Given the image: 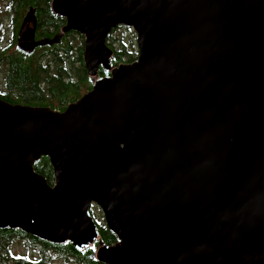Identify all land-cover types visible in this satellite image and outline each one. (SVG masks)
<instances>
[{"label":"water","instance_id":"water-1","mask_svg":"<svg viewBox=\"0 0 264 264\" xmlns=\"http://www.w3.org/2000/svg\"><path fill=\"white\" fill-rule=\"evenodd\" d=\"M50 7L59 32L34 40L30 8L17 47L82 35L92 86L63 111L0 97V230L77 251L99 242L102 264H264V0ZM118 26L137 56L112 66ZM42 157L52 184L34 170Z\"/></svg>","mask_w":264,"mask_h":264},{"label":"trees","instance_id":"trees-1","mask_svg":"<svg viewBox=\"0 0 264 264\" xmlns=\"http://www.w3.org/2000/svg\"><path fill=\"white\" fill-rule=\"evenodd\" d=\"M52 0H12L14 5L13 15L16 17L15 24L17 28L24 16V11L28 8L29 4L37 5L40 7L38 14L39 33L41 36L47 35L53 37L60 28L64 25L63 17L55 16L50 12V3ZM118 26L117 28H121ZM113 29L112 31H114ZM0 30H2L0 28ZM111 31V33H112ZM75 32H68L62 35L60 42L57 45L37 47L30 53H25L18 49L15 42H11L3 51H0V62H7L9 65V75L12 78L10 87L19 89L22 95H15L14 93L3 95L2 99L15 103L28 104L32 106H49L52 109L63 111L69 103L79 99L85 92L92 86V79L87 75L85 68L82 64V51L83 48L80 44L79 50L77 48L80 66H73L74 62L71 61L75 73H77V80L72 78L65 82L57 83L61 75H51L49 73V64L57 72L67 71L66 69V56L72 50L68 37ZM111 33L107 36L106 43L113 50V57L110 62L112 66L121 63H131L136 59V51L129 49L127 44H115L114 38ZM82 38V36H80ZM133 45V41L131 40ZM52 48V49H51ZM134 48V47H133ZM76 56V53H75ZM48 57V58H47ZM46 60V62H44ZM43 61V64H42ZM64 63L62 65L61 63ZM55 66V67H54ZM79 66V67H78ZM77 71V72H76ZM99 71L103 73L102 68ZM51 72V73H52ZM106 73V72H105ZM45 79L51 81L49 88L42 85L41 75ZM11 81V80H10ZM43 89V91H41ZM42 92H48L43 94ZM34 170L42 174L49 184L53 183V175L51 166L47 157H42L39 161L34 163ZM96 223V222H95ZM97 230L100 233L101 242L106 244H113L117 241L115 235L110 232L106 226L96 223ZM21 241L26 249H31L37 258H29L27 256H16L11 253V244ZM99 242H95L93 246L83 251H77L69 242L64 244H50L41 241L33 236L24 234L18 229L15 230H0V264H53L52 254L63 258L66 262L74 259V264H102L94 259V251Z\"/></svg>","mask_w":264,"mask_h":264},{"label":"rangeland","instance_id":"rangeland-1","mask_svg":"<svg viewBox=\"0 0 264 264\" xmlns=\"http://www.w3.org/2000/svg\"><path fill=\"white\" fill-rule=\"evenodd\" d=\"M4 3H8V0H0V4H1V7H0V28L2 29V30H0V51H3L4 48L7 47V45H9L11 43L12 33H13V28L10 26V24H11L10 19L13 17V15L9 11H6L7 6ZM111 35L114 38L115 44H121L120 42H124L127 44V46L129 44L128 48L132 49L131 51H133V49L136 51V41H135L136 36H135V33L132 30V28L122 26L121 28H117L114 31H112ZM80 36H82V35L75 32L74 34H72L68 37V40L70 42L69 44L72 47V50L69 51L70 58H71V56H73L75 54V51L77 50V48H79L80 44H81V46H83V36H82V38ZM131 40L133 41V45H132V42H130ZM136 56H137V51H136ZM44 62H46V60ZM42 64H43V61H42ZM61 64L64 65L63 62ZM52 65H54V63ZM70 65H71V63L68 62L66 64V69L69 68ZM4 69H5V64H3L1 66L0 70L2 71ZM1 81L2 80L0 79V82ZM1 84L2 83H0V88H1ZM15 103H19V102H15ZM30 106H32V105H30ZM90 211H91V215H92L94 221L96 223H99V224L105 226V220H104L103 213H102L101 209L97 205H92L90 208ZM10 248H11V253L16 255V256H27L29 258L30 257L31 258H37L35 253L33 252V250L26 249V247H24L22 242L19 240H17V242H15V243H12ZM52 258H53V261H52L53 264H74V259L66 262L63 258H60L55 254H52Z\"/></svg>","mask_w":264,"mask_h":264},{"label":"flooded vegetation","instance_id":"flooded-vegetation-1","mask_svg":"<svg viewBox=\"0 0 264 264\" xmlns=\"http://www.w3.org/2000/svg\"><path fill=\"white\" fill-rule=\"evenodd\" d=\"M4 4H6V11H9L10 13H12V15H13V13H14V9H13V7H14V5H13V3H12V0H8V3H4ZM0 7H1V4H0ZM32 9V11H33V14H34V16H35V18H36V22H35V26H34V23L33 22H29L28 23V27H30V28H33V26L35 27V30H34V33H33V37H34V40H39V39H41V38H48V36L47 35H43V36H41L40 35V33H39V22H41L40 21V18H39V16H38V14H39V12H40V7L39 6H37V5H33V4H29V6H28V8L24 11V16H25V14L29 11V9ZM50 12H51V7H50ZM52 13V12H51ZM53 14V13H52ZM53 15H55V14H53ZM24 16L22 17V19H21V21H20V23H19V27L17 28V25L15 24V20H16V17L13 15V17L10 19V26L13 28V33H12V43L13 42H15L16 43V45H17V37H18V33H19V31H20V29H21V24H22V20H23V18H24ZM55 16H58V15H55ZM59 17H61V16H59ZM64 19V18H63ZM64 21H65V19H64ZM65 24V23H64ZM27 26V24L26 25H24V27L22 28V29H24L25 27ZM70 32H73V31H70ZM53 45H57V44H53ZM53 45H50V47H53ZM8 46V45H7ZM46 46H48V45H46ZM79 47H80V45H79ZM83 47V46H82ZM6 48V47H5ZM35 48H37V47H35ZM34 48V49H35ZM33 49V50H34ZM52 49V48H51ZM20 50V49H19ZM32 50V51H33ZM78 50H79V48H78ZM22 51V50H21ZM31 51V52H32ZM24 52V51H23ZM26 53V52H25ZM28 53H30V52H28ZM27 53V54H28ZM75 53H76V56H75V54L73 55V56H71V58H70V56H69V54L66 56V61H65V63L67 64L68 62L69 63H71V61L72 62H74V64H73V66H75V65H79L80 66V60H78L77 59V57H78V53H77V50L75 51ZM3 64H5V69L4 70H0V79L2 80L0 83H2L1 84V88H0V97H3V95H8V94H11V93H14L15 95H22V96H24V94H22L21 92H20V90L19 89H13L12 87H10V82L11 83H13L12 82V78H10V75H9V65H8V63L7 62H0V69H1V66L3 65ZM78 66V67H79ZM55 67V66H54ZM54 70V68L52 67V65L51 64H49V73H47V74H51V75H61V77L59 78L60 80H58L57 81V83H60V82H65V80L67 81L68 79H70V78H72L73 80H77V73H75V71H74V69H73V67L70 65V67L69 68H67V71H62L61 73L60 72H57L56 71V67H55V71L54 72H52ZM52 72V73H51ZM77 72V71H76ZM107 73H105L104 71H103V73L101 72V71H99V73H98V77H101V76H105ZM41 75V74H40ZM41 78H42V80H41V82H42V85H44V87L45 88H49V85H50V83H51V81L50 80H48V79H45L44 77H43V74L41 75ZM11 80V81H10ZM91 89V88H90ZM41 91H43V89H41ZM43 94H47L48 92H42ZM21 104V103H20Z\"/></svg>","mask_w":264,"mask_h":264}]
</instances>
